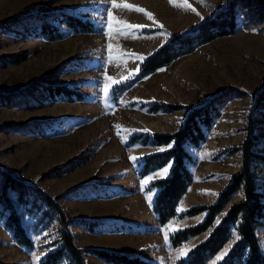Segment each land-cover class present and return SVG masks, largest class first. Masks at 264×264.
I'll return each instance as SVG.
<instances>
[{
	"label": "rangeland",
	"instance_id": "374dc122",
	"mask_svg": "<svg viewBox=\"0 0 264 264\" xmlns=\"http://www.w3.org/2000/svg\"><path fill=\"white\" fill-rule=\"evenodd\" d=\"M234 1L242 19L237 32L196 47L117 93L116 84L173 34L190 30ZM60 10L89 18L97 28L70 29L53 19ZM109 13L114 17L111 30L105 26ZM43 19L64 27L63 35L56 39L36 35ZM42 82L65 83L84 97L55 100ZM228 87L232 94L206 141L201 146L186 144L196 160L191 164L193 181L179 200L178 212L214 202L240 169L242 153L233 146L246 136L255 93L264 87V0H0V190L4 172H10L53 194L69 216L104 219L103 226L92 231L70 225L80 247L120 249L154 264H175L210 229L177 246L170 234L202 221L205 212L159 223L152 210L158 188L150 183L168 175L172 161L144 176L139 169L145 154L169 144L131 143L129 138L178 129L189 106ZM159 100L183 106L151 111L150 104ZM252 117L256 132L264 137V116L254 110ZM255 149L264 153V141ZM258 172L264 191L263 163ZM11 195L34 246L13 239L4 227L6 211L3 214L0 205V264H39L60 244L56 240L61 223L55 216L41 227L36 224L41 209L28 210L30 203L23 206L17 191ZM240 197L239 191L233 200ZM257 233L264 252V226ZM231 242L208 264H215ZM85 255L88 264H109L95 254Z\"/></svg>",
	"mask_w": 264,
	"mask_h": 264
},
{
	"label": "trees",
	"instance_id": "16d2710c",
	"mask_svg": "<svg viewBox=\"0 0 264 264\" xmlns=\"http://www.w3.org/2000/svg\"><path fill=\"white\" fill-rule=\"evenodd\" d=\"M53 19L73 30L93 31L97 28V25L89 18L64 10L54 12ZM241 25V15L234 1L229 4V7L222 9L212 17L205 18L190 30L173 34L158 49L146 56L133 73L119 81L115 90L120 93L137 79L170 64L196 47L217 37L237 32ZM64 31V27L49 19H43L40 22L39 31L34 30L36 35L47 39L59 38ZM41 85L55 100H76L84 97L82 91L70 88L65 83L42 82ZM231 90L232 88L228 87L200 105L189 106L182 125L174 131L135 133L129 138L131 143L140 141L156 145L169 144L163 150L145 154L139 169V174L144 176L172 161L170 173L150 183L151 186L158 188L152 201V210L158 222L165 223L175 216L205 212L202 221L186 225L170 234L172 245L177 246L189 237L210 229L207 237L199 241L185 257L178 259L175 264H208L231 240L228 250L217 257L215 264H264V252L257 233V228L264 226V191L257 179L259 165L264 164V153L255 149V145L259 141H264V137L256 132V121L252 117L254 110L264 116V87L255 93L246 125V136L241 143L233 146L234 150L242 153L240 169L220 189L214 202L191 205L181 212L177 211L179 200L193 181L191 164L196 160L187 150L186 144L201 146L206 141L207 133L221 116L222 107L232 94ZM182 106L183 104L179 102L159 100L151 103L149 109L151 111H172ZM12 191H17V200L23 206L30 203L28 210L41 209L36 224L44 227L55 216L61 223L60 236L56 240H60V244L55 249L49 250L40 259L39 264H61L64 259L67 260L65 264H88L86 252L95 254L109 264H154L138 253L98 246H78L70 225H81L92 231L97 226H103L104 219L69 216L53 194L39 186H30L12 173L5 171L0 190L1 212L4 214L6 211L4 227L11 231L13 239L18 244L32 248L34 239L25 228L22 215L12 199ZM239 191L242 197L233 200ZM42 202L46 204V207L42 208ZM228 204L229 207L219 222L215 223V218L225 210Z\"/></svg>",
	"mask_w": 264,
	"mask_h": 264
},
{
	"label": "snow or ice",
	"instance_id": "6c2138e0",
	"mask_svg": "<svg viewBox=\"0 0 264 264\" xmlns=\"http://www.w3.org/2000/svg\"><path fill=\"white\" fill-rule=\"evenodd\" d=\"M110 3H112V0H110ZM113 6H114V4H113ZM139 11H144V10L143 9H139ZM149 15H151V14H149ZM108 17H109V21H108V23L105 26L107 28H109V30H111V25H112V21L114 20V17H112V14L111 13L108 14ZM137 27H142V26H137ZM108 47L111 48L112 46L109 45ZM104 92H105V96H107V87L104 88ZM139 102L140 103H143V101H139ZM143 131L147 132L148 130L147 129H144ZM132 159H133V161H137L138 159H142V158L132 157ZM165 172H167V169H165ZM165 236L167 238V234H165Z\"/></svg>",
	"mask_w": 264,
	"mask_h": 264
},
{
	"label": "crops",
	"instance_id": "0c3cea01",
	"mask_svg": "<svg viewBox=\"0 0 264 264\" xmlns=\"http://www.w3.org/2000/svg\"><path fill=\"white\" fill-rule=\"evenodd\" d=\"M177 211H178V210H177ZM179 217H180V216H179ZM172 218H173V217H172ZM170 219H171V218H170ZM170 219H169V220H170ZM167 222H168V221H167ZM159 223H160V222H159ZM165 223H166V222H165ZM183 227H184V226H183ZM181 228H182V227H181ZM202 233H203V232H202ZM116 250H120V249H116ZM122 251H123V250H122Z\"/></svg>",
	"mask_w": 264,
	"mask_h": 264
}]
</instances>
